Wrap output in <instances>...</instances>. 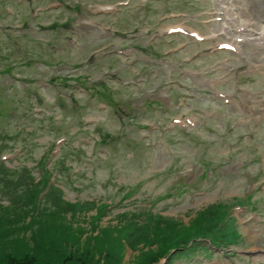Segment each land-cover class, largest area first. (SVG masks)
<instances>
[{
    "label": "rangeland",
    "instance_id": "374dc122",
    "mask_svg": "<svg viewBox=\"0 0 264 264\" xmlns=\"http://www.w3.org/2000/svg\"><path fill=\"white\" fill-rule=\"evenodd\" d=\"M48 1L0 0V264H98L103 249L101 264H147L161 248L152 264H264V76L154 30L184 10L202 31V2L149 0L107 15L89 4L115 0H52L45 12ZM216 90L230 102L208 95ZM200 99L218 116H201ZM190 112L196 127L174 126ZM45 171L55 182L39 200ZM138 228L152 244L132 250ZM170 229L173 242L155 238ZM217 229L230 239L177 259Z\"/></svg>",
    "mask_w": 264,
    "mask_h": 264
},
{
    "label": "trees",
    "instance_id": "16d2710c",
    "mask_svg": "<svg viewBox=\"0 0 264 264\" xmlns=\"http://www.w3.org/2000/svg\"><path fill=\"white\" fill-rule=\"evenodd\" d=\"M132 231V234L134 232L133 229H130ZM138 232L141 233L142 238L141 237H137V239H134L133 245L135 246V248L137 247V242H148L149 244H152V241L150 240V234L148 232H145L143 228H138ZM159 233L154 234L155 238H161L163 237V235L168 234L169 237V241L173 242V239H175V237L178 235L177 233H173V230L170 229L168 233L162 232V231H158ZM181 237V236H179ZM176 240V239H175ZM161 241V240H160ZM159 242V241H158ZM105 249L101 250L102 253L98 256L97 258V263L101 264L104 263L105 260L109 257L108 256V251H104ZM163 249H159V250H153L150 254V262L147 264H152L155 262V260L163 253ZM7 264H33V258L29 257L28 255L21 258V259H16V258H8L7 260Z\"/></svg>",
    "mask_w": 264,
    "mask_h": 264
},
{
    "label": "bare ground",
    "instance_id": "6f19581e",
    "mask_svg": "<svg viewBox=\"0 0 264 264\" xmlns=\"http://www.w3.org/2000/svg\"><path fill=\"white\" fill-rule=\"evenodd\" d=\"M260 5H262L261 3H260ZM222 9H224V8H222ZM232 10H234L233 9V7H231L228 11H229V16H230V14H231V11ZM231 16H233L235 19H236V15L235 14H231ZM260 22V21H259ZM244 24L246 25V26H248V23L245 21L244 22ZM261 25H262V22L260 23ZM244 27V26H243ZM246 30H248V28H246V27H244Z\"/></svg>",
    "mask_w": 264,
    "mask_h": 264
}]
</instances>
